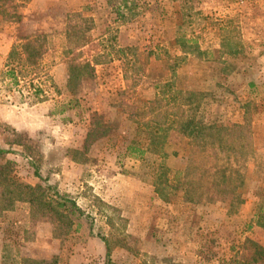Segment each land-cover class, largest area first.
<instances>
[{
	"label": "rangeland",
	"instance_id": "obj_1",
	"mask_svg": "<svg viewBox=\"0 0 264 264\" xmlns=\"http://www.w3.org/2000/svg\"><path fill=\"white\" fill-rule=\"evenodd\" d=\"M9 3L22 18L0 17V264H237L246 239L264 249L252 217L264 199V0ZM34 35L49 38L36 93L7 76L13 45ZM191 119L245 124L250 156L192 145ZM214 169L237 172L235 193L198 185L185 201L184 175L208 182ZM8 183L51 186L81 214L69 224L11 205Z\"/></svg>",
	"mask_w": 264,
	"mask_h": 264
},
{
	"label": "trees",
	"instance_id": "obj_2",
	"mask_svg": "<svg viewBox=\"0 0 264 264\" xmlns=\"http://www.w3.org/2000/svg\"><path fill=\"white\" fill-rule=\"evenodd\" d=\"M26 2L27 0H21ZM10 5L9 0H0V17L6 22L21 21V15L17 12L16 7ZM49 38L46 35H34L27 36L19 39L15 45H13L7 63V76L11 78V82L14 86L19 85V79H29V87L36 90V85L33 83L39 81L42 77L40 69L45 53L49 51ZM181 130L184 135L189 139L192 145L196 147H213L218 152L228 155L229 160H241L250 156L251 146V134L245 124H238L234 127L218 126L215 124H200L194 121V119L187 120L181 124ZM149 140L153 143L155 140H160L157 137H150ZM131 145L128 146L130 152L137 151L138 154H142L140 150ZM9 153L6 150L0 148V156ZM228 161V159H225ZM8 167L5 164L3 166V172L1 177L7 179ZM187 174L184 175V182L182 183L187 192H185V201H192L195 195H197L196 187L203 186L205 195L215 194L221 198H227L229 195H233L238 188V184L235 182L238 177L235 172V177L231 173H228L225 169H214L210 174L208 170L204 171L202 175L206 178H210L208 182H188ZM36 177H40L38 173H35ZM3 183V181H2ZM8 185H13L12 191H8ZM196 189V190H195ZM46 190H53L52 196L46 195L45 190L39 192V188H32L23 184H7L4 186L2 194L15 196L14 199L9 200V204L13 205L14 202L27 203L35 205L37 207H50L56 214L57 218L63 217L67 223L71 224L70 217L81 214L76 204L68 200L65 196L60 195L51 186H47ZM264 193V189L261 190ZM39 193V194H38ZM57 196L56 200L52 197ZM49 199V200H48ZM48 201V202H47ZM55 206H52V203ZM61 211V212H59ZM253 219L256 221H262L259 224L264 228V199L262 203L257 204L253 213ZM242 249L247 251L245 256H241L240 260L232 259L237 264H264V249L257 243L246 239L242 244Z\"/></svg>",
	"mask_w": 264,
	"mask_h": 264
},
{
	"label": "crops",
	"instance_id": "obj_3",
	"mask_svg": "<svg viewBox=\"0 0 264 264\" xmlns=\"http://www.w3.org/2000/svg\"><path fill=\"white\" fill-rule=\"evenodd\" d=\"M209 65H212L211 63L209 64ZM186 71H187V69H185ZM185 70H183L182 71V73L184 74V75H186L187 77H188V81H187V88H189V87H195L198 83H197V81L196 80H194L195 79V77L193 76V77H191V75H190V71L188 70L187 71V73L185 74ZM262 71H264V69L262 70ZM231 74H233V76H231V78L230 79H233V80H236L237 78H238V73H237V71H234L233 73H231ZM262 75H264V72L263 73H259L256 77L259 79V81H260V79H261V76ZM210 78H211V76H210ZM230 81V80H229ZM259 81H257V82H259ZM208 82H212V81H208ZM207 82V83H208ZM230 83V82H229ZM209 85H212V84H210L209 83ZM252 85V84H251ZM209 87H211V86H209ZM213 88H214V86H213ZM205 89H207V88H205ZM210 89H212V88H210ZM232 103V102H231ZM237 103H240V104H243V103H245V102H237ZM236 104V103H235ZM237 106H239V104H236ZM0 112H1V110H0Z\"/></svg>",
	"mask_w": 264,
	"mask_h": 264
}]
</instances>
